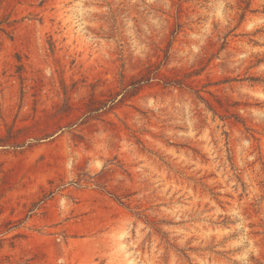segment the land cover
Wrapping results in <instances>:
<instances>
[{
  "label": "rangeland",
  "instance_id": "rangeland-1",
  "mask_svg": "<svg viewBox=\"0 0 264 264\" xmlns=\"http://www.w3.org/2000/svg\"><path fill=\"white\" fill-rule=\"evenodd\" d=\"M118 240L264 264V0H0V264Z\"/></svg>",
  "mask_w": 264,
  "mask_h": 264
},
{
  "label": "bare ground",
  "instance_id": "bare-ground-1",
  "mask_svg": "<svg viewBox=\"0 0 264 264\" xmlns=\"http://www.w3.org/2000/svg\"><path fill=\"white\" fill-rule=\"evenodd\" d=\"M115 251L117 252L118 261L120 262V264H126L127 262H125L123 259L126 255L125 249H124L123 243L120 240H118L116 242V250Z\"/></svg>",
  "mask_w": 264,
  "mask_h": 264
},
{
  "label": "trees",
  "instance_id": "trees-1",
  "mask_svg": "<svg viewBox=\"0 0 264 264\" xmlns=\"http://www.w3.org/2000/svg\"><path fill=\"white\" fill-rule=\"evenodd\" d=\"M140 80H142V79H140ZM140 80H138V81H140Z\"/></svg>",
  "mask_w": 264,
  "mask_h": 264
}]
</instances>
